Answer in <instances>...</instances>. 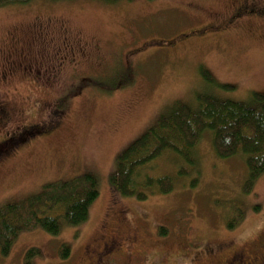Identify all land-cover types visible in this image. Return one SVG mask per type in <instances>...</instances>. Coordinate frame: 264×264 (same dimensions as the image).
<instances>
[{"label":"rangeland","instance_id":"obj_1","mask_svg":"<svg viewBox=\"0 0 264 264\" xmlns=\"http://www.w3.org/2000/svg\"><path fill=\"white\" fill-rule=\"evenodd\" d=\"M238 3L30 0L0 6V138L26 126L46 130L0 161V206L86 173L97 178L99 191L86 221L62 222L56 235L40 227L20 231L0 264H24L30 247L41 250L32 264H105L113 256L116 264H225L242 247L257 254V242L264 243V173L242 194L243 158L216 156L208 134L198 143L197 167L169 193L138 200L108 181L118 154L178 103L195 108L197 94L243 102L253 92L264 95V16L236 14L222 23ZM25 43L32 66L11 67L18 60L11 51ZM201 67L216 85L202 79ZM176 161L165 152L140 174L173 173ZM239 211L237 225L227 228ZM112 231L114 251L104 248ZM61 244L70 248L64 259Z\"/></svg>","mask_w":264,"mask_h":264},{"label":"trees","instance_id":"obj_2","mask_svg":"<svg viewBox=\"0 0 264 264\" xmlns=\"http://www.w3.org/2000/svg\"><path fill=\"white\" fill-rule=\"evenodd\" d=\"M29 1L0 0V6ZM102 1L114 3L116 0ZM259 14L264 15L262 8ZM200 76L209 84H217L210 72L202 67ZM219 86L232 88L229 85ZM196 100L195 108L178 103L170 113L160 115L153 126L118 154L116 168L108 181L120 195L143 200L148 193L171 192L180 177L189 175L190 170L197 167V146L205 134L209 135L211 146L219 158L237 155L243 158L246 177L240 191L242 194L251 192L256 179L264 173V95L253 92L252 99L243 102L197 94ZM33 129L32 136L46 132L44 126H33ZM165 152L177 160L174 172L141 176L142 170ZM195 183V179L191 180L190 186L193 187ZM98 195L97 178L86 173L70 180L46 183L39 192L20 202L4 203L0 206V254L9 252L20 231L40 227L56 235L60 232L62 222L70 226L83 223L88 218L90 205ZM237 214L239 218L232 216L228 219L227 228L232 229L237 225L242 212ZM157 234H166L163 226L159 227ZM58 254L60 258H67L70 248L61 244ZM40 255L39 248H28L24 264H32V259Z\"/></svg>","mask_w":264,"mask_h":264},{"label":"flooded vegetation","instance_id":"obj_3","mask_svg":"<svg viewBox=\"0 0 264 264\" xmlns=\"http://www.w3.org/2000/svg\"><path fill=\"white\" fill-rule=\"evenodd\" d=\"M238 4L233 8L232 12L222 21V23H229L233 20H231V16H236L239 15L238 17H242L245 14L248 13H259V9H263L264 11V4L260 6H254L252 7V4L250 5L247 0H238ZM264 16V15H263ZM231 18V19H230ZM264 22V21H263ZM219 22V24H222ZM207 25V24H204ZM223 25V24H222ZM29 43H25V45L20 46V47H15L11 51L13 54H15L18 57V60L12 61L9 64H11V67H16V68H24V70L27 68V66L31 67L32 64L27 62L29 57L26 54V51H30L28 47ZM36 57V55H35ZM20 66V67H19ZM30 70V68H29ZM28 71V70H27ZM0 112H5L3 108L0 109ZM3 113H0V116H3ZM33 127H23L18 131H13V132H8L5 134V138H0V161L2 158H7L10 154L11 151L14 150V147L21 145V143L26 142L29 138L34 137L32 136L33 133ZM34 132V131H33ZM37 135V134H35ZM116 234L113 233V231L110 233V235L106 236V241H104V248L107 247L108 250L114 251L118 249V246L115 247L116 243L115 240L112 238ZM263 237H264V231H263ZM113 240V241H112ZM261 241V240H260ZM257 245L259 249H257V254L254 256H249L251 249L250 247H242L241 249L234 250L230 253L228 258L225 261V264H264V243H258ZM103 248V249H104ZM249 248V249H248ZM104 251H106L104 249ZM103 252V251H102ZM106 253V252H105ZM108 258V259H107ZM105 258V264H116L113 257H107ZM98 262V261H97Z\"/></svg>","mask_w":264,"mask_h":264}]
</instances>
